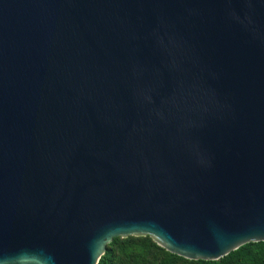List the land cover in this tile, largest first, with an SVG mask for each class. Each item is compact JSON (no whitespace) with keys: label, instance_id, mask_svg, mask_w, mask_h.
Listing matches in <instances>:
<instances>
[{"label":"water","instance_id":"obj_1","mask_svg":"<svg viewBox=\"0 0 264 264\" xmlns=\"http://www.w3.org/2000/svg\"><path fill=\"white\" fill-rule=\"evenodd\" d=\"M146 236L264 242V0H0V264Z\"/></svg>","mask_w":264,"mask_h":264},{"label":"trees","instance_id":"obj_2","mask_svg":"<svg viewBox=\"0 0 264 264\" xmlns=\"http://www.w3.org/2000/svg\"><path fill=\"white\" fill-rule=\"evenodd\" d=\"M98 264H264V242L250 243L219 261H191L171 254L151 237L115 238Z\"/></svg>","mask_w":264,"mask_h":264}]
</instances>
